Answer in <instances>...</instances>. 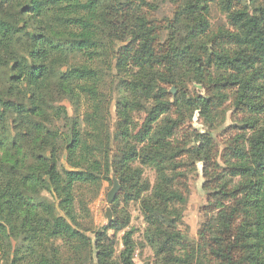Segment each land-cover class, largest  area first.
<instances>
[{
	"label": "trees",
	"instance_id": "16d2710c",
	"mask_svg": "<svg viewBox=\"0 0 264 264\" xmlns=\"http://www.w3.org/2000/svg\"><path fill=\"white\" fill-rule=\"evenodd\" d=\"M171 2L174 19L157 23L155 1L0 0L1 264H84L91 249L96 264H134L131 234L118 261L108 236L127 222L111 220L92 241L84 207L77 211V193L96 196L111 172L123 200L139 201L158 264H264V0H219L226 24L215 30V0ZM113 70L126 79L112 133L102 88ZM174 72L203 95L183 89L170 100ZM229 101L234 123L222 163L210 136L195 138L214 216L194 243L178 229L188 193L180 160L192 152L181 110L212 126ZM137 111L146 117L134 133ZM57 122L70 123L65 137Z\"/></svg>",
	"mask_w": 264,
	"mask_h": 264
},
{
	"label": "rangeland",
	"instance_id": "374dc122",
	"mask_svg": "<svg viewBox=\"0 0 264 264\" xmlns=\"http://www.w3.org/2000/svg\"><path fill=\"white\" fill-rule=\"evenodd\" d=\"M125 1V0H124ZM131 1H142V0H131ZM144 1H155V5H157V11L152 13L153 18L157 21H161L162 19L173 20L175 17V5L171 2L173 0H144ZM218 1L211 5L210 15H209V23L213 30L218 27L225 26L226 20L223 14L218 9ZM242 1H250V0H242ZM263 1V0H257ZM180 30V36L183 39L185 33ZM122 35V34H121ZM118 34V38L122 37ZM169 35V30L162 31V38L166 39ZM116 47L121 46V42L116 41ZM114 66H112V69ZM102 88V92L104 96V110L106 112L105 116L107 118V122L110 128V131L113 133L116 129V124L118 121L117 111L120 106V103L123 98H125L123 93L124 88V80L125 77H122L114 70L111 72ZM175 76V85L166 86L168 96L171 97L170 100L173 99V95L170 93L171 89L174 88L176 91L175 97L181 92L183 89L185 90L186 96H195V95H203V91L200 86L194 84L192 82V77L186 75V73H173ZM163 85V84H162ZM147 103L146 106H150L151 104ZM60 105L65 108L68 113V116L72 119L74 118V108L71 103L66 100H63ZM175 110V109H174ZM181 110V109H180ZM225 118H220L216 120L209 126L204 123V121L199 117L198 112L192 111H183V115L185 116L184 129L187 134L190 136V141L188 139V146L191 147V154L189 156H185L180 160V163H183L181 166L182 171L185 174L186 180L185 183L188 187L187 193V201L186 203L180 207L181 210V218L182 224L178 227L180 231L185 233L191 241L194 243H198V234L201 229L204 227L205 223L214 216L213 213H209L208 207V197L207 192L203 189V184L205 183V179L202 173V164H201V153L196 152L194 147L199 144H196L195 138L196 134H206L210 136L213 140L216 158L214 162L222 163V154L224 152V148L227 145V139L229 132L225 131L227 127L234 123V115L233 110L230 105V101L224 107ZM173 119L178 118V114L175 111L171 113ZM187 119V117H190ZM146 117V113L144 111H137L131 114V130L136 133L144 119ZM180 117V114H179ZM81 121V117L80 120ZM68 122H57L56 128L63 133V136H66L67 128L69 127ZM185 134V132H182ZM186 143V144H187ZM187 146V145H186ZM112 151L115 154V149ZM65 156H62V164H65ZM143 180H146L150 183V185L154 184L155 174L153 170L144 167L143 169ZM111 182H103L101 188L98 190L96 196H94L93 191H86L85 189H81L77 193V211L81 210L84 207V219L81 220V224L83 227V233L90 240H94V232L100 231L102 228L107 227L111 220L116 218L122 219L123 222H127V226L125 229L114 232L109 231L108 236L113 241V251H114V259L118 261V257L123 251V237L126 233L131 234V239L134 243V254H133V262L134 264H158L161 262V256L158 255L151 246L145 240L146 228L147 225L144 221L143 214L140 208L139 201H129L126 202L123 200L120 194H117L116 199L117 202L113 204H108L107 195L112 189V178H116L115 175L110 173ZM117 180V179H116ZM115 199V200H116ZM81 205L80 208L78 206ZM82 211V210H81ZM110 211V215L108 219V213ZM82 213V212H81ZM83 214V213H82ZM82 229V228H81ZM82 231V230H81ZM89 251V250H88ZM89 257L85 256L86 252L83 254L84 264H96L94 251L91 249ZM92 257V259H91ZM2 249L0 244V264L2 263ZM69 264H75L71 259H69Z\"/></svg>",
	"mask_w": 264,
	"mask_h": 264
},
{
	"label": "water",
	"instance_id": "95a60500",
	"mask_svg": "<svg viewBox=\"0 0 264 264\" xmlns=\"http://www.w3.org/2000/svg\"><path fill=\"white\" fill-rule=\"evenodd\" d=\"M170 93L173 96H175L176 95L175 89L172 88ZM119 191H120V185H119L118 181L116 180V178H112V189L110 190V192L107 195L108 204H113L114 203V201L116 199V196L119 193ZM107 213H108V219L110 220V218H109L110 211H107Z\"/></svg>",
	"mask_w": 264,
	"mask_h": 264
}]
</instances>
